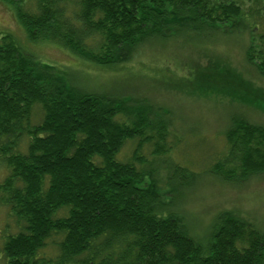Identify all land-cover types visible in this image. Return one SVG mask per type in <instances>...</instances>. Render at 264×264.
<instances>
[{
	"label": "trees",
	"instance_id": "1",
	"mask_svg": "<svg viewBox=\"0 0 264 264\" xmlns=\"http://www.w3.org/2000/svg\"><path fill=\"white\" fill-rule=\"evenodd\" d=\"M3 1L30 42L57 44L106 68L181 31L255 29L236 0ZM256 1L264 14V0ZM245 54L264 77V39ZM211 85L226 82L204 87ZM74 86L66 69L38 62L0 32V206L22 225L3 242L5 264H54L40 255L53 237L55 264H264L262 233L235 212L215 217L206 238L186 229L172 197L195 176L186 165H173L179 185L154 184L157 163L172 149L155 108ZM227 124L207 173L230 183L264 172V127L243 112ZM128 141L132 157L121 162Z\"/></svg>",
	"mask_w": 264,
	"mask_h": 264
},
{
	"label": "rangeland",
	"instance_id": "2",
	"mask_svg": "<svg viewBox=\"0 0 264 264\" xmlns=\"http://www.w3.org/2000/svg\"><path fill=\"white\" fill-rule=\"evenodd\" d=\"M236 1L244 9L249 28L255 27L252 31H181L143 44L127 61L106 68L75 58L57 44L30 42L13 7L0 0V32L10 33L25 53L42 64L66 69L75 88L129 97L130 106L138 100L139 105L155 108L154 114L165 119L172 134V149L160 166L157 163L155 171L159 173L154 184L168 190V184L182 183L174 172L175 163L186 165L195 174L192 182H186L172 197L186 229L200 238L209 234L215 217L229 211L256 227L264 237V172L228 183L206 170L212 156L215 158L224 149L221 134L232 114L243 112L251 123L264 127V108L259 102L264 101V77L246 62L245 54L247 45H260L264 39V14L259 10L260 1ZM212 80L225 81L226 85L204 87ZM246 101L261 105L253 108ZM133 146L132 141L126 142L117 159H130ZM141 154L150 159L146 148ZM3 178L4 170L0 168V182ZM21 226L0 206V264H5L1 253L5 238ZM58 241L56 237L49 239L40 253L52 258L54 264L58 260Z\"/></svg>",
	"mask_w": 264,
	"mask_h": 264
}]
</instances>
